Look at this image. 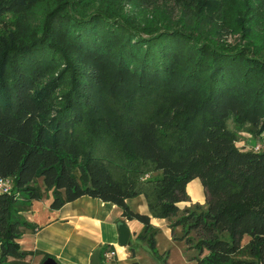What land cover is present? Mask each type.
<instances>
[{"label": "trees", "instance_id": "trees-1", "mask_svg": "<svg viewBox=\"0 0 264 264\" xmlns=\"http://www.w3.org/2000/svg\"><path fill=\"white\" fill-rule=\"evenodd\" d=\"M109 1L0 0V176L16 193L0 194V264L34 254L19 241L41 227L24 213L47 192L55 211L117 206L154 253L151 218L197 264H264V151L239 150L229 128L264 132V39L207 30L225 0H179L178 19L167 0H130L161 6L139 18ZM254 2L245 15L264 19ZM194 180L205 203L181 209ZM138 196L148 214L127 205Z\"/></svg>", "mask_w": 264, "mask_h": 264}, {"label": "rangeland", "instance_id": "rangeland-1", "mask_svg": "<svg viewBox=\"0 0 264 264\" xmlns=\"http://www.w3.org/2000/svg\"><path fill=\"white\" fill-rule=\"evenodd\" d=\"M179 0H167L166 4L163 6L168 7V10H165L167 14L173 15L176 19L181 15L180 13V6L178 2ZM250 1V6L254 8L255 2L254 0H225L222 4V9L224 13L220 16V20H215L213 22L209 23V26L207 30L215 29V30H222V36L226 38L227 42L229 44H232L234 46L243 45L246 40L244 39L247 35V40L252 39L250 34H253L254 43L256 45H260L264 39V19L260 16L259 18L255 17L252 14L245 15V8L243 5L248 3ZM110 3H112V7L117 9L118 11H122L126 15L134 18L142 17L143 15H154L158 14V11L161 10V6L156 9H148L145 5H132L130 0H110ZM160 3L164 2L163 0L159 1ZM242 5V7H241ZM241 7V8H240ZM184 20H179L178 24L182 23ZM259 21V22H258ZM229 128L235 130V135L237 138L236 141V147L239 150L247 151H264V132L261 133L259 136H254L251 132H247L246 129H248V126L244 125L240 127L238 124L229 123ZM198 189L197 196H194L195 193L190 194L187 191V194L189 196V201L185 204H181L182 209L185 207L191 206L193 204H201L204 205L205 203V196H204V190L199 180L192 181L188 186V188ZM195 192V191H194ZM144 203L146 204L144 198H142ZM52 200V194L51 192H47L43 195L41 202L37 203L36 206L38 209H40V205H49ZM39 211V210H38ZM38 211H32L26 214V219L28 222H42V213ZM28 212V211H27ZM155 219V218H154ZM159 221H163L161 224L153 223V227L156 231V252L159 253V255L165 253V258L168 257V264H197L195 260H190L188 257L189 255H186L184 252L185 246L183 242L179 239H176L172 236L171 230L166 223L167 221L164 219H156ZM165 221V222H164ZM102 233L109 235V232L107 231L105 225L102 226ZM53 230V235L56 236L57 240L53 242V239H50L47 237L46 233H49L48 230L41 233V235H44L45 238H48V241H45L41 235L38 236L37 242H38V248L42 246L43 243L47 244L50 243L52 252H64L63 255H66L68 257H73L74 255H71V246L74 244L72 242L76 241L75 236L69 235V231H66V229H63L60 226H56ZM103 234V235H104ZM67 235L69 238H66ZM96 235V234H95ZM95 235H86L82 238L80 241L81 244L84 247L89 246L90 243L93 241H96ZM181 235V230L179 228L175 229V236L178 237ZM70 237L72 238V242L69 243ZM104 237H106L104 235ZM24 241V240H23ZM26 241V240H25ZM131 241V240H130ZM133 241V240H132ZM27 243V241L25 242ZM25 243H20V248H25ZM95 245L93 251L98 248ZM105 243H102L103 245ZM100 245V246H101ZM67 246V248L65 247ZM45 248V245H44ZM118 250H121L122 247L117 246ZM136 250L139 253V262L140 264H151L153 261V264H164L163 260H154L152 258V254H155L154 252H151L149 246L147 243L138 241V246L136 247ZM92 251V252H93ZM41 252V251H39ZM152 253V254H151ZM39 254V253H38ZM42 254V253H41ZM160 255V256H161ZM40 256V255H39ZM44 256V255H42ZM91 256V255H90ZM41 257V256H40ZM38 258H34L32 262H23L20 264H36ZM90 260V257H89Z\"/></svg>", "mask_w": 264, "mask_h": 264}, {"label": "crops", "instance_id": "crops-1", "mask_svg": "<svg viewBox=\"0 0 264 264\" xmlns=\"http://www.w3.org/2000/svg\"><path fill=\"white\" fill-rule=\"evenodd\" d=\"M142 198V196H138L134 199H130L127 201V205L132 211L136 213L148 214L147 206ZM36 202L40 203L41 201H33L28 212L24 213V218L26 219V214H28L29 212L39 210L38 212L42 213V222L31 223L37 224L41 227V229L35 233L30 230H24L19 244L21 242L25 243L26 241L27 243L24 244L26 247H22L21 250L34 253L32 256H28L24 262L29 263L32 262L34 258H38L36 264H42V259L44 257L42 255L48 254L54 256L62 264H89V257L92 254L95 245H98L99 242L101 244H105H99V246H97L98 248L109 245L113 247V250L115 251V257L112 262H103V260H101L99 264H140L138 260L140 256L138 251L136 250L138 241L135 238L142 231L143 226L137 221H128L122 218L121 210L117 206L109 203H104L97 199L81 197L74 202L64 205L60 210L55 211L49 208L50 204L47 206L42 204L40 205V209H38V207L36 206ZM119 220L124 221L131 232V241L129 240L131 244L126 247H122L121 250L116 249L118 246L116 223ZM154 222L161 224L163 221L151 218V225H153ZM166 223L168 224V222ZM103 225H105L107 231L109 232V235H107V233H102L101 228ZM56 226H60L63 229H66V231H69V235L76 237L75 242H72L71 237L69 239V243H74L70 247L72 250L71 255H74L73 257L63 255L64 252H52V244L48 242L47 244H45L46 242L43 243L42 246L38 248L37 238L46 230H48L49 232L46 233L47 237L53 239V242L60 241L57 240L56 236L53 235L55 231L53 229ZM103 234L106 237H104ZM86 235H95L97 240L90 243L89 246L84 247L80 241ZM41 236L45 241H48V238H45L44 235ZM66 238H69V236L67 235ZM65 247L67 248V246ZM131 249H134L133 258ZM160 255L159 253H157V255L152 254L151 256L152 258H154V260H157V262L159 260H163L164 264H168V257L165 258V253L161 256ZM151 264H153V261L151 262Z\"/></svg>", "mask_w": 264, "mask_h": 264}, {"label": "water", "instance_id": "water-1", "mask_svg": "<svg viewBox=\"0 0 264 264\" xmlns=\"http://www.w3.org/2000/svg\"><path fill=\"white\" fill-rule=\"evenodd\" d=\"M116 231H117V244L120 247H126L128 246L131 232L127 226V224L124 221H118L116 223ZM100 248H96L89 260V264H99V256H100ZM42 264H58L53 258H46Z\"/></svg>", "mask_w": 264, "mask_h": 264}, {"label": "built area", "instance_id": "built-area-1", "mask_svg": "<svg viewBox=\"0 0 264 264\" xmlns=\"http://www.w3.org/2000/svg\"><path fill=\"white\" fill-rule=\"evenodd\" d=\"M11 193H15V190L13 189L12 179L0 176V194H11ZM114 257H115V251L111 248L104 250V252L102 253L103 262H112Z\"/></svg>", "mask_w": 264, "mask_h": 264}, {"label": "bare ground", "instance_id": "bare-ground-1", "mask_svg": "<svg viewBox=\"0 0 264 264\" xmlns=\"http://www.w3.org/2000/svg\"><path fill=\"white\" fill-rule=\"evenodd\" d=\"M187 191H188V193H190V194H193V193H195V195H194V196H197V193H198V191H199V190H198V189H194V190L192 189V190H191V188H190V186H189V188H188V190H187ZM194 191H195V192H194Z\"/></svg>", "mask_w": 264, "mask_h": 264}]
</instances>
